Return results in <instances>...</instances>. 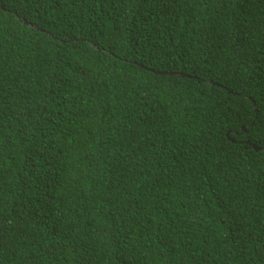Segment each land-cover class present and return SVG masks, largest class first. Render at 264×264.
<instances>
[{"label": "trees", "instance_id": "obj_1", "mask_svg": "<svg viewBox=\"0 0 264 264\" xmlns=\"http://www.w3.org/2000/svg\"><path fill=\"white\" fill-rule=\"evenodd\" d=\"M0 264H264V0H0Z\"/></svg>", "mask_w": 264, "mask_h": 264}, {"label": "water", "instance_id": "obj_2", "mask_svg": "<svg viewBox=\"0 0 264 264\" xmlns=\"http://www.w3.org/2000/svg\"><path fill=\"white\" fill-rule=\"evenodd\" d=\"M255 150H258V148H254Z\"/></svg>", "mask_w": 264, "mask_h": 264}]
</instances>
